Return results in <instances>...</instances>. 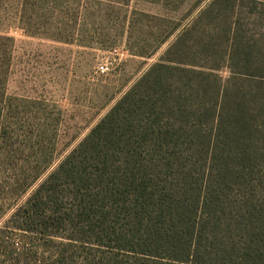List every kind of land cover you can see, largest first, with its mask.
Returning a JSON list of instances; mask_svg holds the SVG:
<instances>
[{
	"label": "trees",
	"instance_id": "1",
	"mask_svg": "<svg viewBox=\"0 0 264 264\" xmlns=\"http://www.w3.org/2000/svg\"><path fill=\"white\" fill-rule=\"evenodd\" d=\"M206 12L167 49L178 66L153 65L14 209L13 230L108 246L128 264H264V55L244 62L246 90L230 100L205 72L216 66L178 47ZM209 28L196 53L213 61Z\"/></svg>",
	"mask_w": 264,
	"mask_h": 264
},
{
	"label": "rangeland",
	"instance_id": "2",
	"mask_svg": "<svg viewBox=\"0 0 264 264\" xmlns=\"http://www.w3.org/2000/svg\"><path fill=\"white\" fill-rule=\"evenodd\" d=\"M204 10L178 47L215 65L205 72L232 100L244 62L264 55V0H0V264H128L108 246L13 230L9 217ZM209 26L213 61L196 53Z\"/></svg>",
	"mask_w": 264,
	"mask_h": 264
},
{
	"label": "built area",
	"instance_id": "3",
	"mask_svg": "<svg viewBox=\"0 0 264 264\" xmlns=\"http://www.w3.org/2000/svg\"><path fill=\"white\" fill-rule=\"evenodd\" d=\"M97 70L99 71V72H101V73H103L104 72V65H99L98 67H97Z\"/></svg>",
	"mask_w": 264,
	"mask_h": 264
}]
</instances>
